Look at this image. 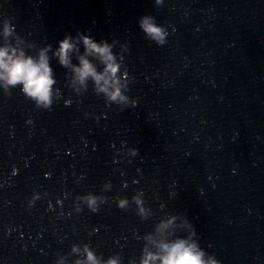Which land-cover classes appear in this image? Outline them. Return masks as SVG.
<instances>
[{
    "label": "water",
    "instance_id": "95a60500",
    "mask_svg": "<svg viewBox=\"0 0 264 264\" xmlns=\"http://www.w3.org/2000/svg\"><path fill=\"white\" fill-rule=\"evenodd\" d=\"M145 14L169 25L166 45L144 38L137 20ZM4 16L37 47L77 31L128 40L138 104L120 111L91 88L76 95L55 60L71 105L42 110L19 89L0 91V264H55L84 243L126 264L143 243L132 230L142 235L177 212L223 264H264V0H0ZM129 146L136 157H123ZM140 189L154 211L147 221L110 198L97 213L72 211L77 193L130 198ZM33 190L48 196L27 210Z\"/></svg>",
    "mask_w": 264,
    "mask_h": 264
},
{
    "label": "clouds",
    "instance_id": "9594fccd",
    "mask_svg": "<svg viewBox=\"0 0 264 264\" xmlns=\"http://www.w3.org/2000/svg\"><path fill=\"white\" fill-rule=\"evenodd\" d=\"M162 3L164 0H154L155 5ZM137 25L144 38L158 47L168 43L169 25L158 23L153 14L140 16ZM172 32H175L174 27ZM0 40L3 41L0 42V91L6 97L10 96L14 89H19L24 98L34 103L38 109L48 110L58 100H63L65 106L71 105L72 99L64 98L61 89L57 87L56 72L52 66V61L55 60L66 69L67 87L76 95L86 93L91 88L96 96L103 98L109 108L114 105L120 111L135 108L138 104L137 98L129 95L133 77L125 63L126 54L130 52L128 40L123 43L118 39L97 40L86 32L77 31L75 34L65 32L63 37L56 41L55 47L52 43L37 47L17 32L14 18L9 16L0 19ZM83 115L85 118L94 116L97 121L101 118L100 115L88 111ZM27 123L31 124L32 120L29 119ZM138 152L137 148L129 146L123 149V157L133 158ZM16 173L17 170L13 168L12 175ZM48 176L50 173L46 172L45 177ZM133 183L138 181L133 180ZM112 189L113 183L110 180L102 185L103 193L111 192ZM47 196V192L33 190L26 200V209L31 210L38 200ZM109 198L118 209L124 211L134 206L135 214L141 221H147L154 215L153 209L146 203L143 189L135 192L130 198L119 192L112 196L94 192L77 193L72 201V211L79 214L87 208L88 211L97 213ZM56 204L59 206L57 216L62 218L64 210L60 196L56 197ZM51 207L49 201V208ZM76 230L73 226L72 231ZM97 231L98 229L93 227L88 234L91 236ZM132 232L134 238L143 243L139 254L130 256L126 264H223L215 254L209 253L201 246L199 233L181 212L162 216L155 222L151 231L142 235L135 229ZM69 255L75 256L70 264H125L119 252L105 258L97 254L88 243L73 244L69 253L57 256L55 264H69Z\"/></svg>",
    "mask_w": 264,
    "mask_h": 264
}]
</instances>
